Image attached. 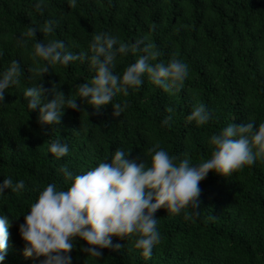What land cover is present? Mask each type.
<instances>
[{
  "label": "trees",
  "instance_id": "16d2710c",
  "mask_svg": "<svg viewBox=\"0 0 264 264\" xmlns=\"http://www.w3.org/2000/svg\"><path fill=\"white\" fill-rule=\"evenodd\" d=\"M36 3L0 0V72L12 60H19L21 69L20 84L10 86L0 104V182L6 175L26 182L19 192L9 188L0 194V214L11 221L0 264H41L43 256L25 255L19 226L48 183L65 190L70 186L59 171L65 164L78 174L106 158L110 162L118 147L131 151L130 159L150 164L149 149L159 144L197 166L211 156L212 134L232 122H264V0H77L74 6L68 0H46L42 8ZM49 19L57 22L52 33L37 29L36 36L22 38L28 27ZM101 31L125 42L143 38L159 50L158 60L187 62L188 78L181 88L165 90L145 74L142 86L114 98L126 104L119 117L112 103L96 110L77 97L79 110L65 108L59 124H41L39 107H27L24 90L39 83L76 96L77 84L90 81L95 70L77 60L49 65L44 74L34 71L47 64L33 54L35 42L62 39L69 50L91 54L93 35ZM141 54L118 57L115 70L122 73ZM199 104L213 114L203 125L187 120ZM170 114L169 127L162 121ZM54 139L69 145L66 156L48 151ZM199 186L198 215L186 216L191 208L178 214L157 210L160 241L151 257L134 246L135 234L114 235L113 244L121 247L104 248L100 257L82 250L87 241L76 238L72 264H264V158L230 175L210 171Z\"/></svg>",
  "mask_w": 264,
  "mask_h": 264
},
{
  "label": "clouds",
  "instance_id": "9594fccd",
  "mask_svg": "<svg viewBox=\"0 0 264 264\" xmlns=\"http://www.w3.org/2000/svg\"><path fill=\"white\" fill-rule=\"evenodd\" d=\"M46 0H37L36 7L42 8ZM77 0H68L72 6ZM57 22L49 19L42 26H30L22 33L23 37L36 36L37 29L47 34L54 31ZM152 29L155 30V24ZM22 43L27 41L21 39ZM90 52L79 53L69 50L62 39L36 41L34 55L43 58L47 64L34 71L46 73L49 65L57 63L69 65L80 60L88 62L95 70L90 81L77 84L76 96L66 95L51 90L43 84H33L24 90L27 107L32 111L39 107L38 120L41 124H59L65 108L79 110L77 97L99 110L112 103L114 116L119 117L126 107L114 103L118 93L127 94L129 88L144 84V76L155 85L165 90L181 88L189 76L187 62L173 57L167 63L158 60L160 52L143 38L125 42L118 35L101 31L93 35L89 45ZM142 52L138 59L128 64L122 73L117 72L118 57ZM20 61L12 60L10 65L0 72V104H5L6 90L20 84ZM55 93L51 99L48 94ZM213 118L212 112L204 104L194 106L188 114V121L203 125ZM173 116H165L163 124L171 126ZM212 145L210 158L193 166V162L184 156L170 155L159 144L149 151L152 153L150 164L145 160L137 162L129 158L131 151L118 147L111 161L107 158L97 166L81 173H74L67 164L59 169L70 186L65 190L56 183H48L39 191L38 198L32 203L30 211L19 226L20 234L25 240V255L41 257V264H72L71 250L75 247L76 238L87 241L82 250L100 257L102 249H119L120 244H113V236L121 238L135 234V247L142 255L151 257L154 246L160 241L157 228L158 218L155 213L161 207L170 213H180L188 208L193 212H185L186 216L198 215L200 209V181L210 171L221 175H230L244 165H252L258 158H264V122L249 120L247 123H230L219 133L209 138ZM48 151L56 157H64L69 145L60 139L51 140ZM26 187L21 179L14 182L6 175L0 182V194L5 189L19 192ZM10 218L0 214V262L5 259L9 236Z\"/></svg>",
  "mask_w": 264,
  "mask_h": 264
}]
</instances>
